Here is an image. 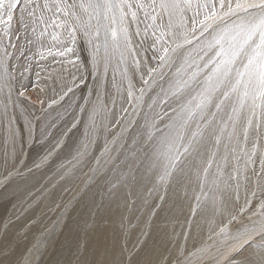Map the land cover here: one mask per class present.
I'll return each instance as SVG.
<instances>
[{
	"label": "snow or ice",
	"instance_id": "6c2138e0",
	"mask_svg": "<svg viewBox=\"0 0 264 264\" xmlns=\"http://www.w3.org/2000/svg\"><path fill=\"white\" fill-rule=\"evenodd\" d=\"M33 66L47 97L35 112L22 83ZM89 77L88 95L69 105V127L36 167L83 125L76 157L86 162L104 136L103 155L117 154L113 191L144 183L182 189L193 202L183 242L159 264L209 256L213 264H264V0H0V165L15 170L37 132L40 141L54 136L50 110ZM21 112L30 117L26 138L15 123ZM157 199L152 215L164 209L165 196ZM102 208L81 217L74 264H152L140 258L153 241L150 226L133 245H114L98 234ZM204 228L206 240L189 247L191 232ZM162 237L171 242L166 226Z\"/></svg>",
	"mask_w": 264,
	"mask_h": 264
},
{
	"label": "bare ground",
	"instance_id": "6f19581e",
	"mask_svg": "<svg viewBox=\"0 0 264 264\" xmlns=\"http://www.w3.org/2000/svg\"><path fill=\"white\" fill-rule=\"evenodd\" d=\"M39 78L37 77V80H40H38L40 84L37 89L41 90L44 88L41 81L43 76ZM32 106H29L31 111L34 108L38 109L37 106ZM40 107L42 106L40 105ZM66 115L55 114L54 119L57 117L58 120ZM52 116H49L51 122L54 120L51 119ZM59 122L61 123V121ZM80 127H78L80 131L73 129L65 136V146L58 149L45 166L36 167L55 142V138L53 142H48L45 148L43 141H40L38 132L36 144L37 148L42 151L40 155L32 157L30 161H27L25 156L20 157L16 169L10 170V176L8 175L9 167L5 168L0 165V181H7L6 184L0 185V252L3 253L0 254V264H69L70 261L74 264L77 258L75 247L78 223L82 216L86 217L89 213H95L96 206L101 204L103 208L97 216L98 234H103L114 245L118 246L122 242H127L129 246L133 245L140 230L150 226L153 232V241L149 243L147 250L141 253L140 258L143 260L159 264L162 256H168L174 252L176 242H183L182 233L187 231L185 218L189 216L193 206V202L185 197L184 190L172 191L169 189L165 192L159 188L153 190L151 185L146 186L144 183L138 185L132 183L124 184L113 191V185L119 183L117 161L114 162V166L110 170H106V173L103 172L104 174L96 183L95 188L82 199L76 210L71 212L63 229H59L60 231H57L56 235H52V231L55 229V226L52 227L54 222L52 206L56 202L58 203V200L60 201L58 205L63 203L72 205L73 201L70 202V200H74L76 196L72 195V187H75V181H77L74 180V172L85 170L83 167L95 168V159H89V157L93 155L94 147L97 152L96 156L102 149L101 144L104 140L101 139L104 136L98 137L95 143L90 145L86 162L78 161L75 147L81 141L84 131L83 125ZM64 129L60 130V133ZM3 140L4 134L0 132V147L3 146ZM34 145L33 147H35ZM21 166L22 176L17 174V170L21 171ZM63 173L69 175L62 180L60 177ZM51 185H55L54 195L51 192ZM45 186H49L50 190L42 191ZM191 194V190H189L188 195L191 196ZM160 195L165 196L164 209L158 215H152L153 206L161 203L157 199ZM65 211L66 209H60L57 206L55 208L56 216ZM122 216L125 227H121ZM128 224L134 227H126ZM163 226H166L171 242L162 237ZM105 229L107 230L105 231ZM206 238V228L194 230L189 235L187 244L189 247L199 245ZM208 243L211 244L213 241H208ZM88 258L91 259V255ZM198 264H213V261L209 256L206 260L199 261Z\"/></svg>",
	"mask_w": 264,
	"mask_h": 264
},
{
	"label": "rangeland",
	"instance_id": "374dc122",
	"mask_svg": "<svg viewBox=\"0 0 264 264\" xmlns=\"http://www.w3.org/2000/svg\"><path fill=\"white\" fill-rule=\"evenodd\" d=\"M76 47H77V54L81 57V59H83L87 55L86 48H84L81 44H78ZM33 67L35 68V69L34 68L33 69L36 72L34 70L29 72L26 75V77L24 78V80L22 81V83L27 87V95L31 97L32 105L34 107L37 106V108L39 109V108L45 107V105L47 103V97L44 96V94L41 93L40 89H37L39 87V84H40V82H39L40 78L39 77L43 76V73L40 72V69L38 67H35V66H33ZM39 72H40V76H37V73H39ZM33 74L36 75V76H34ZM37 77L39 78L38 79L39 81L37 80ZM32 82H34L37 86H34L35 84L32 83ZM92 84H93V81H92L91 77H89L84 83H79L74 89L75 97H73L72 99H69L68 97H66L65 98V102L63 103L62 106H55L54 107L55 108L54 112H53V110H51V112H52L51 114L53 116L51 114L49 116H52L51 117L52 120L54 119L55 114H58V115H61V116L67 114L68 116L66 115L65 117H61L58 120H57V117H55V119L53 120V123H54V121H56L55 122L56 127L54 129H52L53 133L54 132L55 133H54V136L48 137V139L45 140V143L43 141V145H45V148L47 147L48 142H53L54 138L56 139L57 135L65 127L69 126L68 124H66V121H69L71 119V111H72V109L69 107V105H72V104L74 105L75 102L79 101V98L81 96L88 95L89 89L92 87ZM34 87H36V88H34ZM69 95L71 96V94H69ZM42 100L45 101V105H41L40 101H42ZM40 105L42 107H40ZM34 109H36V108H34ZM34 109L32 110L33 112L36 111ZM65 109L68 110L67 113H66ZM56 110H57V112H56ZM68 113H70V114H68ZM29 118L30 117H28V114L26 112H21V113H19L17 115L15 123H16L17 128H18V135L21 138H26V122H27V119H29ZM64 118H66V119H64ZM49 119H50V117H49ZM59 121H61V123ZM58 126H60V127H58ZM80 128H77V129H74V130L75 131H80ZM36 135H37V133H36ZM101 140H104V138L101 139ZM102 142H103L102 143L103 145L101 144V148L102 149L99 152V155L96 156L97 152H96L95 147H94L93 148L94 152L92 153L93 155L89 157V159H92V158L95 159V161H96L95 168L92 169L91 167H89V168L88 167H83L85 170L81 169V170H77L76 172H74V180L76 179L78 182L75 181L76 182L75 187H72V186L71 187H72V195L75 194L76 196H75L74 200L73 199L70 200V202L73 201L72 205H69L71 203L67 204L68 205V207L66 208L67 212L65 211L66 213L65 212L62 213V214L60 213L61 216H60V214L58 216H56L55 208L58 205V203L60 202L59 200H58V203L56 202V204L52 206V208H51L53 210L52 215L54 216V220H53L54 222L52 223V227L55 226V229L52 231L53 232L52 235H56L58 233L57 231H60V230L63 229L64 225L66 224L65 222L68 221V219L70 217L71 212L73 210H76L77 206L82 201V199L84 197H87V195L95 188V186L97 185L96 183L98 181H100V178L102 177V175L104 173H106L108 170H110L112 168V166H114V162L117 161L116 160V155L117 154L115 152L111 153V155L109 157H106V156L103 155L105 140L102 141ZM33 145L35 147H33ZM98 148H97V150H98ZM43 150H45V149H43ZM41 152L42 151L37 148L36 138L34 140H32V141H27L25 139L24 148H23V155L21 157L25 156L27 158V161H30L32 157H37L38 155L41 154ZM100 168H101V170H100ZM8 170L9 171L11 170L10 166H9ZM20 172L21 173L23 172L22 166H21V171Z\"/></svg>",
	"mask_w": 264,
	"mask_h": 264
}]
</instances>
